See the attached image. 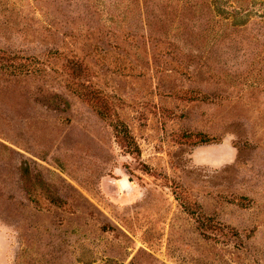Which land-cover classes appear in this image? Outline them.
I'll use <instances>...</instances> for the list:
<instances>
[{"label": "rangeland", "instance_id": "obj_1", "mask_svg": "<svg viewBox=\"0 0 264 264\" xmlns=\"http://www.w3.org/2000/svg\"><path fill=\"white\" fill-rule=\"evenodd\" d=\"M0 264H264V0H0Z\"/></svg>", "mask_w": 264, "mask_h": 264}, {"label": "clouds", "instance_id": "obj_2", "mask_svg": "<svg viewBox=\"0 0 264 264\" xmlns=\"http://www.w3.org/2000/svg\"><path fill=\"white\" fill-rule=\"evenodd\" d=\"M228 159H229V157L225 156L220 161H217V163H223L225 160H228Z\"/></svg>", "mask_w": 264, "mask_h": 264}, {"label": "bare ground", "instance_id": "obj_3", "mask_svg": "<svg viewBox=\"0 0 264 264\" xmlns=\"http://www.w3.org/2000/svg\"><path fill=\"white\" fill-rule=\"evenodd\" d=\"M120 184H121L122 187L127 186V182L125 180L120 181Z\"/></svg>", "mask_w": 264, "mask_h": 264}, {"label": "trees", "instance_id": "obj_4", "mask_svg": "<svg viewBox=\"0 0 264 264\" xmlns=\"http://www.w3.org/2000/svg\"><path fill=\"white\" fill-rule=\"evenodd\" d=\"M206 140H207V138L206 139L204 138V139H201L200 141L205 142Z\"/></svg>", "mask_w": 264, "mask_h": 264}]
</instances>
